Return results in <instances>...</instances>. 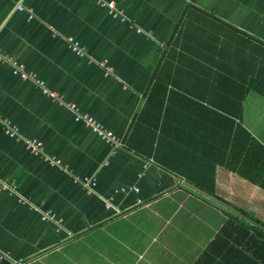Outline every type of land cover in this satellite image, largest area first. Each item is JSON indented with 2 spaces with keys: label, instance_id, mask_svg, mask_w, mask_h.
Returning <instances> with one entry per match:
<instances>
[{
  "label": "crops",
  "instance_id": "crops-1",
  "mask_svg": "<svg viewBox=\"0 0 264 264\" xmlns=\"http://www.w3.org/2000/svg\"><path fill=\"white\" fill-rule=\"evenodd\" d=\"M100 1L114 2L132 26ZM68 37L82 55L68 48ZM238 37L264 46V0H0L1 51L56 95L0 62V253L8 257L1 264H193L228 209L184 183L207 193L195 181L211 173L198 139L202 113L190 100H200L219 42L233 51L228 43ZM174 56L181 61L171 63ZM159 71L179 105L178 134L189 144L181 157L192 180L124 147L112 155L70 108L123 141ZM258 100L246 97L243 127L264 144V116L253 114ZM7 125L16 137L5 133ZM33 139L42 156L28 149ZM212 175L207 194L264 222L263 189L219 163ZM83 177L95 186L75 181ZM128 185L138 191L119 190ZM45 211L54 219L41 220Z\"/></svg>",
  "mask_w": 264,
  "mask_h": 264
},
{
  "label": "trees",
  "instance_id": "trees-1",
  "mask_svg": "<svg viewBox=\"0 0 264 264\" xmlns=\"http://www.w3.org/2000/svg\"><path fill=\"white\" fill-rule=\"evenodd\" d=\"M173 41L170 39L167 45ZM219 44L220 51L217 58L213 57L212 69L203 71L205 87L201 97L196 95L200 100H190L203 117L199 143L208 153L210 150L217 152V157L203 153L211 173L204 176V182L195 181V184L213 194L212 172L219 163L264 190V144L243 127L244 101L248 94L264 99V46L242 37L234 40V46L228 43L233 51L227 50V43L220 41ZM187 57H190L187 61L194 60V56ZM173 59L176 61L171 63L181 61L177 56ZM166 60L167 56L164 62L162 57L160 64H166ZM160 71L129 134L122 141L123 147L192 180L185 173L184 164L188 158L181 157L189 144L178 134L179 105L171 102L172 94H166L168 87ZM192 154L195 151H191V158ZM253 220L264 226V222ZM193 264H264V228L227 210V218L218 233Z\"/></svg>",
  "mask_w": 264,
  "mask_h": 264
},
{
  "label": "built area",
  "instance_id": "built-area-1",
  "mask_svg": "<svg viewBox=\"0 0 264 264\" xmlns=\"http://www.w3.org/2000/svg\"><path fill=\"white\" fill-rule=\"evenodd\" d=\"M99 4L100 6L105 7L107 9L108 14L111 15L113 18L118 19L122 23L128 24L129 27L132 26V23L128 21V19H126L125 16H123V14L120 11L116 10L114 2L100 1ZM16 9L18 11L24 10V8L20 5H18ZM28 12H29L28 17L31 19L32 13L30 9L28 10ZM66 42H67L68 48L73 50L76 54L78 55L83 54L84 52L83 47L80 46L79 43L75 39H73L72 37H68L66 39ZM0 62L11 65L12 73L20 77L21 79L34 81L35 85L40 88L42 94L50 98H56L55 93H50L44 88V82L42 80L37 79L31 73L25 72L22 65L14 63V59L10 55L3 53L1 49H0ZM101 66H103V64H101ZM104 73L106 75L111 74L112 69L109 66L104 65ZM70 108L74 111L75 120L83 121L92 133H94L96 136H98L99 138H101L102 140H104L106 143L110 145L112 155L115 154L118 149L123 147L122 140L118 136H116L111 130L107 129L104 125H102L99 121H97L92 116H89L87 114H80L77 111V109L74 108L73 105H70ZM5 133L10 137H16V129L9 127L8 125L5 126ZM28 149L33 154H38V155L42 154L41 143L35 139L28 142ZM43 158L46 159L52 165L61 166L60 161L54 158H50L46 156H43ZM75 181L82 184V186H85V187H94L96 183L93 177L76 178ZM2 188L6 189L7 185L3 184ZM119 190L121 192H137L138 188L134 185H128L126 187H121ZM106 207H108V205H106ZM49 219H54L52 212L51 211L43 212L41 215V220L45 221ZM7 258L8 257L6 255L0 253V264ZM12 264H19V263L13 261Z\"/></svg>",
  "mask_w": 264,
  "mask_h": 264
},
{
  "label": "water",
  "instance_id": "water-1",
  "mask_svg": "<svg viewBox=\"0 0 264 264\" xmlns=\"http://www.w3.org/2000/svg\"><path fill=\"white\" fill-rule=\"evenodd\" d=\"M186 185H188L189 187H191L192 189H195L198 193L202 194L203 196L213 200L214 202L218 203L219 205L225 207L226 209L234 212L235 214L239 215L240 217H242L243 219H245L246 221L252 222L256 225H258L261 228H264V226L258 222H256L255 220L251 219L250 217H248L247 215L243 214L242 212H240L238 209H236L235 207L231 206L230 204L218 199L217 197L211 196L197 188H195L194 186L184 182Z\"/></svg>",
  "mask_w": 264,
  "mask_h": 264
},
{
  "label": "rangeland",
  "instance_id": "rangeland-1",
  "mask_svg": "<svg viewBox=\"0 0 264 264\" xmlns=\"http://www.w3.org/2000/svg\"><path fill=\"white\" fill-rule=\"evenodd\" d=\"M258 101L260 102V104L253 107L254 108L253 114L255 116H264V99L259 97ZM257 118L260 119L259 122L263 121V120H261L262 118H259V117H257ZM263 124H264V121H263Z\"/></svg>",
  "mask_w": 264,
  "mask_h": 264
}]
</instances>
